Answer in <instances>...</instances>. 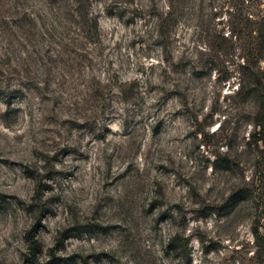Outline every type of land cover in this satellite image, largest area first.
I'll return each mask as SVG.
<instances>
[{
	"label": "rangeland",
	"instance_id": "1",
	"mask_svg": "<svg viewBox=\"0 0 264 264\" xmlns=\"http://www.w3.org/2000/svg\"><path fill=\"white\" fill-rule=\"evenodd\" d=\"M261 30L264 0H0V264H264Z\"/></svg>",
	"mask_w": 264,
	"mask_h": 264
},
{
	"label": "trees",
	"instance_id": "2",
	"mask_svg": "<svg viewBox=\"0 0 264 264\" xmlns=\"http://www.w3.org/2000/svg\"><path fill=\"white\" fill-rule=\"evenodd\" d=\"M252 42L256 46L253 48L255 52L248 51L246 53L245 62L247 64L251 63L249 66H245L242 68V75L240 76L241 83L239 85V95L240 93L244 94L245 100H252L256 106H258L261 111L264 113V70L263 71H254L255 67L257 69V65L260 62H264V32L259 31L256 37H251ZM246 65V64H244ZM259 109V111H260ZM237 199L236 195L231 196L226 202L225 206L222 207L226 213H228L233 204Z\"/></svg>",
	"mask_w": 264,
	"mask_h": 264
}]
</instances>
